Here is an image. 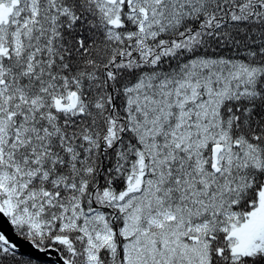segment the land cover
<instances>
[{
	"label": "snow or ice",
	"instance_id": "snow-or-ice-1",
	"mask_svg": "<svg viewBox=\"0 0 264 264\" xmlns=\"http://www.w3.org/2000/svg\"><path fill=\"white\" fill-rule=\"evenodd\" d=\"M0 264H264V0H0Z\"/></svg>",
	"mask_w": 264,
	"mask_h": 264
},
{
	"label": "water",
	"instance_id": "water-1",
	"mask_svg": "<svg viewBox=\"0 0 264 264\" xmlns=\"http://www.w3.org/2000/svg\"><path fill=\"white\" fill-rule=\"evenodd\" d=\"M4 227L7 228V224L6 223L4 224Z\"/></svg>",
	"mask_w": 264,
	"mask_h": 264
}]
</instances>
